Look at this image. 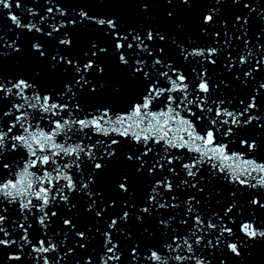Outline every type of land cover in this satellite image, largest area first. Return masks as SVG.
I'll use <instances>...</instances> for the list:
<instances>
[{"label": "snow or ice", "instance_id": "snow-or-ice-1", "mask_svg": "<svg viewBox=\"0 0 264 264\" xmlns=\"http://www.w3.org/2000/svg\"><path fill=\"white\" fill-rule=\"evenodd\" d=\"M149 2L143 0L144 10ZM181 2L190 4L191 0ZM231 2L243 3L249 15L256 11L251 0ZM0 7L9 12L13 7L24 9L26 16L21 13L7 18L21 34L25 30L32 34L31 53L38 65H44L34 67L31 73L5 75L3 58L22 53L23 48L18 43L21 34L8 39L0 29V251L6 264H72L69 257L75 255L77 247L84 249L93 233L87 227L77 230V216L61 213V206L71 211L77 207L73 197H80L87 202L86 212L97 221L104 220L105 213L115 208L117 201L104 202L96 188L97 177L109 161H119L121 156L135 167L136 175L151 178V190L146 189L145 198L138 202L121 200L119 213L108 217L103 233L96 228V234L104 238V264H121L123 249L114 242L115 234L123 233L130 239L133 232L125 225L133 217L140 225H144L146 217L150 218L155 227L141 229L149 243H134L127 250L129 264H140L142 252L149 253L150 264H212L206 252L226 248L240 257L245 241L264 240V227L258 226L261 219L254 211L264 209V191L249 192L264 189V162L249 158L264 146V135L260 136V143L255 135H237L248 126L264 133V104L259 99L264 82L236 104L220 93L221 85L227 89L229 83L212 82L206 66L216 65L223 54L224 49L217 47L219 31L207 46H185L173 40L179 59L196 65L185 72L180 64L164 56L163 47H154L157 40L164 42L166 36L151 28L142 32L123 27L115 17L90 15L83 8L76 13L78 20L65 19L68 10L59 3L46 11L51 14L55 9L63 20L46 27L45 15L26 8L21 0H15L14 5L12 0H0ZM218 11L209 8L203 15V24L214 26L222 21L226 27V20L217 21ZM249 15H237L235 22L243 29ZM260 19L264 21V13ZM85 22L111 38V49L94 40L82 57L66 51L73 43L69 26L75 28ZM200 31L208 34L207 28L201 27ZM223 34L229 47L237 39L249 48L251 41L246 31L233 36L226 31ZM261 40L264 29L252 45L260 50L255 57L249 50L234 59L229 51L227 71L231 73L243 65L247 81L264 70ZM49 42L51 49L46 47ZM4 47L11 53L4 52ZM110 50L124 71L122 83H109L93 75V69L98 75L104 72L97 61ZM45 69L56 82L43 79L41 73ZM105 91H110L113 102L98 100ZM121 100L124 102L118 103ZM122 144H127L129 151L121 152ZM158 146L163 155L155 152ZM237 147L239 150H234ZM205 174L210 180L232 186L227 204L218 211H205L202 194L210 182L205 180ZM130 175L121 173L116 181L118 190L129 197L133 195L129 190ZM181 189H195L196 194L177 203ZM242 193H248L247 200H240ZM247 205L251 207L245 214ZM175 209L180 210L179 220L171 211ZM156 232L166 239L157 240ZM69 234L75 237V243L65 248ZM81 260L83 264H95L96 257L90 254L87 259H76L75 264H81ZM220 264L225 261L222 259Z\"/></svg>", "mask_w": 264, "mask_h": 264}, {"label": "water", "instance_id": "water-1", "mask_svg": "<svg viewBox=\"0 0 264 264\" xmlns=\"http://www.w3.org/2000/svg\"><path fill=\"white\" fill-rule=\"evenodd\" d=\"M21 2L26 8H32L35 12L45 15L46 27L57 25L63 20V17L56 13L55 9L51 14L46 11L47 7H52L59 3L68 10V16L65 17V19L76 18L78 20L79 17L76 16V13L79 9L83 8L89 11L90 15H104L108 18L115 17L123 27H135L142 32L149 28L159 31L166 36V40L164 42L157 40L154 47H163L165 50L164 56L166 58H171L174 62L180 64L182 70L185 72H190V69L196 67V65L179 59V49L176 47V44H184L185 46H207L208 44H212L214 33L219 31L221 35L219 37L220 43L217 47L224 49L223 54L220 55L216 65L206 66L209 69V75L212 78V82L215 83L219 80H225L229 83L227 89H225L223 84L221 85L220 93L228 96L229 99H232L233 104H236L239 99L249 96L259 83L264 82V70L254 73V79L250 78L249 80L244 81L243 72L247 70L245 66L238 65L233 68L231 73L225 68V64L228 63L227 54L229 51L232 52L234 59H238L249 50L252 51L254 57L259 53L260 50L252 45L256 43V35L264 29V21L260 19V14L264 13V4H261L262 0H251L256 11H253L250 15L249 9L245 8L243 3L234 4L231 0H221L218 4H213V0H191L190 4L182 3L181 0H171V2H168V0H150L147 10L142 8L143 0H104L103 3H98L97 0H21ZM12 3L14 5L15 0H12ZM211 7H215L219 10L217 21L226 20V27L222 21L217 22L214 26L203 24V15ZM169 12L172 13L171 16L168 15ZM21 13L25 16L27 15L23 8L17 9L13 7L12 11L9 12L7 9L0 7V29L3 30L8 39L13 38L16 34H21V30L15 28V26L11 24V20L7 17H10L13 14L20 15ZM237 15H240L241 17L249 15V22L243 29L240 27V24L235 22V17ZM21 18L23 20V17ZM35 19L38 20V16L35 17ZM23 22L27 21L24 20ZM201 27L208 29L207 35L200 31ZM9 29H11V31H9ZM68 31L70 32L73 43L70 48L66 49V51L71 53L72 56L82 57L83 53L89 49L94 40L111 49V38L105 36L101 31H97L95 28L88 26L87 22H85V25H77L75 28L69 26ZM225 31L229 33V36L239 35L246 31L248 39L251 41L249 48L246 49L243 41L237 39L232 40L231 47L226 45V37L223 34ZM41 39L43 40L44 38L42 37ZM173 40L176 41V44H173ZM31 41L32 34L27 33L25 30L24 33L20 35V40L18 41V43L22 45L23 52L7 55L3 58V71L5 75H15L20 71L31 73L34 67L44 68L43 63L38 65L33 58L30 48ZM260 43H264V40H261ZM46 47L51 49L53 45L49 42V44H46ZM3 51L11 53V49L7 47H4ZM260 54L264 55V53ZM97 62L104 67V72L99 75L96 73L95 69L92 70L93 75H96L98 79L108 81L109 83L123 82L124 71L112 55L111 50L107 56H100ZM41 76L45 81L51 79L52 82H56L55 79H52L47 75L46 69L41 73ZM236 76H240L241 79L236 80ZM259 99L261 103L264 104V92L261 93ZM98 100L100 102H113L110 91L100 93ZM123 102V100L118 101L120 104ZM229 110H231V108ZM237 135H255L258 143H260V136L264 135V133L259 132L252 126H248L237 133ZM233 139H235V137H233ZM234 150L238 151L239 148L237 147ZM120 151H129L128 145L122 144ZM155 152L163 155V153L160 152L159 146L155 149ZM151 155L153 154H150V156ZM188 155H194V153ZM157 158H159V156H157ZM249 158L255 159L257 162H264V146L258 150L255 156ZM130 165L131 162L125 161L123 156H121L119 161H109V166L97 177L96 188L99 189L104 196V202L106 203L110 199H115L117 201V206L115 208H109L108 212L105 213L104 220L97 221L91 213L86 212L85 209L87 202L80 197H73V202L77 204V207L71 211L66 209L63 205L61 206V213H67L68 215L75 214L77 216V230H82L87 227L91 229L93 233L87 246L84 249L77 247L75 255L69 257L72 264H75V261L78 258L83 257L84 259H87L90 254L96 257L95 264H104V238L102 234H96V228H100L101 233H103L106 228L108 217L119 213L121 200L128 198L130 200L134 199L138 202L145 198L146 189H148V191L151 190V178L146 175H136L135 167ZM178 171L183 173L182 169H178ZM121 173L131 174L129 184V190L133 194L131 197H129L127 193H121L116 187V181ZM169 179H172V177L169 176ZM205 180H210L207 174H205ZM236 187L238 188L239 186L237 185ZM231 189L232 186L228 185L226 182L211 179L205 188L204 194H202V198L204 199L203 203L207 205L205 211H218L222 209L228 202V194ZM252 191H264V189H249V192ZM189 194H196V190L181 189L178 193V200L176 202L180 203L186 199ZM247 199L248 193H242L240 200L243 201ZM261 201L264 202V196H261ZM250 207V205L245 207V214H247V210ZM171 211L176 213L177 220H179L180 210L175 209ZM254 211L261 219V223H259L258 226L264 227V209L255 208ZM125 226L133 232V236L129 239L125 238L123 233H116L114 241L123 249L121 264H129L127 250L134 243H141L142 246L149 243V241L144 239L141 229L143 227L154 228L155 223L154 220L146 217L144 225H140L133 217ZM172 227L176 228V225L173 224ZM176 230L182 231V229ZM164 232L167 233V229H164ZM155 235L157 240L162 238L166 239V236L162 237L159 232H156ZM237 235L240 234L237 232ZM60 238L64 239L63 234H61ZM240 238L241 240L244 239L242 235H240ZM80 242L84 243V241ZM74 243L75 237L72 234H69L64 247L67 248L69 246H74ZM7 251L8 250H5V254ZM240 251L242 255L237 257L230 253L226 248L217 249L214 252H206V257L212 261V264H220L222 259L225 261V264H264V240L257 242L245 241L241 246ZM140 255L142 257L140 264H150V261L147 259L149 255L148 252H142ZM0 264H6L5 256L2 251H0ZM7 264H11V262H7ZM81 264H83L82 260ZM109 264H117V262L110 261Z\"/></svg>", "mask_w": 264, "mask_h": 264}]
</instances>
